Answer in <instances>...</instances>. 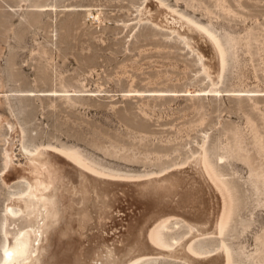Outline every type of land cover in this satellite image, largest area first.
I'll return each mask as SVG.
<instances>
[{"label":"rangeland","instance_id":"obj_1","mask_svg":"<svg viewBox=\"0 0 264 264\" xmlns=\"http://www.w3.org/2000/svg\"><path fill=\"white\" fill-rule=\"evenodd\" d=\"M162 1L224 43L218 87L168 26L137 24L144 0H0V255L3 207L25 188L17 174L31 161L20 151L17 120L29 151L39 144L72 147L126 176L180 163L206 136L236 197L225 234L231 264H264V0ZM118 193L104 233L111 239L124 236L141 208ZM185 228L176 223L165 231ZM202 242L212 246L217 237ZM154 258L142 264H186Z\"/></svg>","mask_w":264,"mask_h":264},{"label":"bare ground","instance_id":"obj_2","mask_svg":"<svg viewBox=\"0 0 264 264\" xmlns=\"http://www.w3.org/2000/svg\"><path fill=\"white\" fill-rule=\"evenodd\" d=\"M137 11V24L151 20L168 26L195 52L210 85H220L227 53L214 31L162 0H144ZM14 124L20 151L31 161L17 174L25 179V188L9 196L3 207L0 264H142L150 257L186 264L233 262L225 234L236 197L210 157L206 136L182 162L126 176L95 166L72 147L39 144L29 151L21 125L17 120ZM11 131L3 146L6 170ZM119 189L141 208L124 236L111 239L104 233L123 196ZM176 223L185 230L167 234L165 229ZM209 236L217 237L212 246L202 242Z\"/></svg>","mask_w":264,"mask_h":264}]
</instances>
